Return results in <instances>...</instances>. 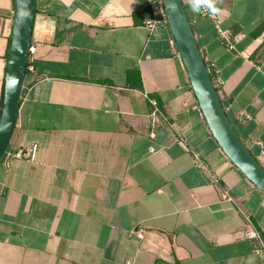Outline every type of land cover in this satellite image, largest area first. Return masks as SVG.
<instances>
[{
	"label": "crops",
	"instance_id": "0c3cea01",
	"mask_svg": "<svg viewBox=\"0 0 264 264\" xmlns=\"http://www.w3.org/2000/svg\"><path fill=\"white\" fill-rule=\"evenodd\" d=\"M183 2L227 113L264 165V0L218 5L234 49L216 18ZM147 9L38 0L10 144L36 141L38 156L0 161V264H264L241 235L250 219L264 239V191L218 143L169 24L150 27ZM14 11L0 0V108Z\"/></svg>",
	"mask_w": 264,
	"mask_h": 264
},
{
	"label": "water",
	"instance_id": "95a60500",
	"mask_svg": "<svg viewBox=\"0 0 264 264\" xmlns=\"http://www.w3.org/2000/svg\"><path fill=\"white\" fill-rule=\"evenodd\" d=\"M168 23L202 113L232 162L264 191V165L230 118L201 51L183 0H163ZM38 0H15L0 110V161L18 124Z\"/></svg>",
	"mask_w": 264,
	"mask_h": 264
},
{
	"label": "built area",
	"instance_id": "2783aa9c",
	"mask_svg": "<svg viewBox=\"0 0 264 264\" xmlns=\"http://www.w3.org/2000/svg\"><path fill=\"white\" fill-rule=\"evenodd\" d=\"M148 8L150 11V15L146 18V24H148L150 27H154L158 24H169L163 0H148ZM215 18H216V26L220 32L221 38L225 41V43L228 45L230 49H234L235 39H236L235 35L231 31V29L222 27L218 16ZM211 64L212 66H214L213 63ZM214 69L216 72L214 82L217 84L223 83L224 79L220 75L218 69H216L215 67ZM150 100L157 107L158 105L157 100L153 97ZM250 117L251 114L245 111L241 112L239 115V119L242 121H245L247 118ZM258 142L262 147H264V143L262 141H258ZM38 149H39V144L36 141L24 147L13 148L9 146V148L6 150V152L2 157V161L5 163V165H9L15 159L35 160L38 156ZM138 235L142 237L143 233L139 232ZM241 235L242 237L254 239V251L255 253H257V255H259V257L264 262V239L261 233L259 232V230L252 225L250 219L249 222L246 224V227L242 229Z\"/></svg>",
	"mask_w": 264,
	"mask_h": 264
},
{
	"label": "clouds",
	"instance_id": "9594fccd",
	"mask_svg": "<svg viewBox=\"0 0 264 264\" xmlns=\"http://www.w3.org/2000/svg\"><path fill=\"white\" fill-rule=\"evenodd\" d=\"M222 0H188V4L194 13H207L210 17L215 18L223 12L218 5Z\"/></svg>",
	"mask_w": 264,
	"mask_h": 264
},
{
	"label": "trees",
	"instance_id": "16d2710c",
	"mask_svg": "<svg viewBox=\"0 0 264 264\" xmlns=\"http://www.w3.org/2000/svg\"><path fill=\"white\" fill-rule=\"evenodd\" d=\"M147 15H150V11H149V8L147 9V13H146ZM29 60H28V65H29ZM207 65H208V68H209V70H210V73H211V75H212V77H213V79L215 80V76H216V72H215V69H214V66H212V64L211 63H207ZM28 70V69H27ZM216 84V87H217V83H215ZM142 86V85H141ZM217 89H218V87H217ZM219 92V91H218ZM0 110H1V108H0ZM11 146V145H10Z\"/></svg>",
	"mask_w": 264,
	"mask_h": 264
}]
</instances>
